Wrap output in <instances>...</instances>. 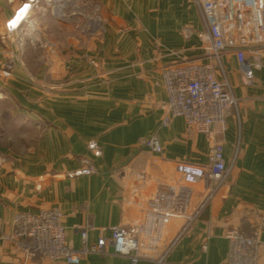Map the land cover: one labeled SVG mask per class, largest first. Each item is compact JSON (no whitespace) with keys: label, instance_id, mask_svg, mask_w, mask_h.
Returning <instances> with one entry per match:
<instances>
[{"label":"crops","instance_id":"1","mask_svg":"<svg viewBox=\"0 0 264 264\" xmlns=\"http://www.w3.org/2000/svg\"><path fill=\"white\" fill-rule=\"evenodd\" d=\"M23 1L0 0V33ZM88 1L99 6L104 19L91 34L49 11L35 14L39 30L55 46L47 67L34 65L27 55L18 63L9 43L0 39V99L23 117L17 126L24 121L36 128L34 136L19 129V139L9 136L0 143L6 157L0 167V264H66L27 257L7 237L15 213L52 207L63 212L73 247L80 246V228L86 225L94 242L110 238L117 226L144 223L153 249L139 264H230L227 230L256 229L261 239L257 264H264V67L246 85L235 55H224L240 109L227 117L228 176L207 200L211 139L187 134L180 116L162 124L168 114L163 67L208 60L199 39L205 28L199 5L191 0ZM7 68L10 76L3 74ZM44 73L50 82L66 81L65 87H36L33 80ZM152 135L161 153L144 145ZM93 139L102 148L100 157L88 151ZM83 157L93 159L95 173H75ZM18 169L34 180L17 178ZM154 208L171 215L155 227L148 220ZM79 264H130V259L109 246L105 255L87 254Z\"/></svg>","mask_w":264,"mask_h":264},{"label":"built area","instance_id":"2","mask_svg":"<svg viewBox=\"0 0 264 264\" xmlns=\"http://www.w3.org/2000/svg\"><path fill=\"white\" fill-rule=\"evenodd\" d=\"M83 1L24 0L5 22L0 39L9 43L11 53L13 47L23 51L27 39L43 44L35 14L45 15L48 11L63 22L75 24L84 33H95L103 26L100 8L97 5L92 13L91 10L86 13L81 8ZM194 1L205 20V28L199 33V39L207 51L208 60L188 59L163 67L168 114L162 124L166 126L173 117L180 116L185 120L187 134L205 133L211 139L209 166L205 172L208 200L229 173L224 154V135L227 117L237 105L224 67V55L233 53L244 84H253L255 70L262 67L264 58V0ZM3 74L10 76V69H4ZM144 145L155 153L163 151L156 135L147 138ZM88 149L94 157L102 155L97 140H90ZM3 161L0 154V167ZM82 163L76 174L97 171L90 157H83ZM170 216L169 213L160 214L158 208H154L148 220L155 227ZM62 217L63 212L58 207L37 212L19 211L13 217L12 230L7 237L27 257H44L66 264H79L90 253L105 255L109 246L113 247L115 253L128 256L130 264H139L143 257L152 253V245L146 242L147 224L140 223L134 228L117 226L112 229L110 238L102 237L94 242L89 240V226L86 225L80 228V246L73 247L67 242ZM226 236L230 240V264H257L261 247L258 230L247 232L231 228Z\"/></svg>","mask_w":264,"mask_h":264},{"label":"rangeland","instance_id":"3","mask_svg":"<svg viewBox=\"0 0 264 264\" xmlns=\"http://www.w3.org/2000/svg\"><path fill=\"white\" fill-rule=\"evenodd\" d=\"M191 1L195 2L194 0H191ZM96 6H97V4L89 3L88 0H84L83 2H81V8L86 13L90 12V10L92 13V11L96 10ZM98 14H99V12L97 11V15ZM58 20H60V19H58ZM40 31H41V29H40ZM40 33H41V37L43 39V44L34 43V42L30 41V39H27L25 41L23 51H17L16 47H13V59H15L18 63L22 64V62L24 63V58L27 55L29 57L31 56L32 60L35 62L34 65H38V66L45 65L47 67L50 64L49 54L53 53V51L55 50V46L51 44V41H49V39L43 34L42 31ZM262 63H263L262 66L264 67V58L262 60ZM228 78H229L231 85L233 87V93H234V96H235L236 101H237V105L233 108L232 113L238 114L239 109H240V105H239L240 101L237 98V96L235 95L234 83L232 82L230 77H228ZM65 83H66V81H63V80L58 81V82H50L48 79V76L45 73L43 76L36 77L33 80V84L40 89L63 88V87H65ZM2 89H4V88H2ZM15 113H16V111H15L14 105H12L5 98L0 99V143L6 142L7 138L9 136H13L14 139H19L20 135L18 133L20 132L21 129L23 130V132H25L26 129H30L31 135H33V136L35 135L36 128L34 126H31V128H27V126L24 124V121L21 122L23 125L22 127L17 126V123L19 122V120L23 119V117L16 116ZM20 139L22 141H24V138L21 137ZM21 140H18V141H21ZM15 144L16 143H13V146ZM87 148H88V145H87ZM88 151H89V149H88ZM1 155L4 159V161H6V157L3 154H1ZM4 161H3V163H4ZM14 175L17 178H20L23 180H34L33 176L27 175L26 173H24L22 170H19V169L14 171Z\"/></svg>","mask_w":264,"mask_h":264},{"label":"bare ground","instance_id":"4","mask_svg":"<svg viewBox=\"0 0 264 264\" xmlns=\"http://www.w3.org/2000/svg\"><path fill=\"white\" fill-rule=\"evenodd\" d=\"M41 40H43L42 37H41Z\"/></svg>","mask_w":264,"mask_h":264}]
</instances>
